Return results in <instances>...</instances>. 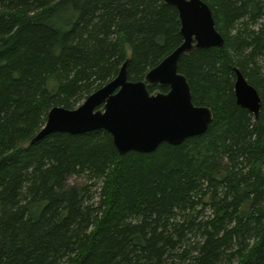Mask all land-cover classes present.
<instances>
[{"label":"trees","instance_id":"1","mask_svg":"<svg viewBox=\"0 0 264 264\" xmlns=\"http://www.w3.org/2000/svg\"><path fill=\"white\" fill-rule=\"evenodd\" d=\"M201 1L224 45L182 56L178 73L211 124L120 156L104 130L31 141L52 108L76 109L124 63L144 81L183 42L177 10L0 0V264H264V0ZM236 70L257 116L236 103Z\"/></svg>","mask_w":264,"mask_h":264},{"label":"water","instance_id":"2","mask_svg":"<svg viewBox=\"0 0 264 264\" xmlns=\"http://www.w3.org/2000/svg\"><path fill=\"white\" fill-rule=\"evenodd\" d=\"M163 2L178 12L182 44L150 70L144 81H128L126 62L115 79L88 96L76 109L52 108L32 144L55 133L75 136L104 130L111 135L120 156L128 152L151 154L161 144L180 146L207 131L213 114L208 108L194 106L189 85L178 73V64L182 56L194 50L222 48L224 39L203 1ZM153 85L166 87L168 92L150 94L147 86ZM234 94L240 107L258 115L260 97L238 70Z\"/></svg>","mask_w":264,"mask_h":264},{"label":"rangeland","instance_id":"3","mask_svg":"<svg viewBox=\"0 0 264 264\" xmlns=\"http://www.w3.org/2000/svg\"><path fill=\"white\" fill-rule=\"evenodd\" d=\"M71 182L72 183L73 182H77V183L79 182L80 183V182H83V180H81V179H73ZM92 191H93V194L92 195L94 197V202L97 203L98 200H99V195L97 194L98 191L96 192V189H93ZM173 264H177V263L174 262Z\"/></svg>","mask_w":264,"mask_h":264}]
</instances>
